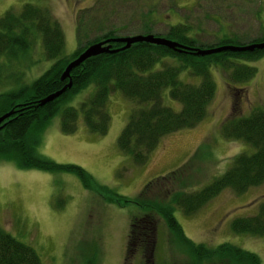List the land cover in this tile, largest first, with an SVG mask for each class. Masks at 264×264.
Returning a JSON list of instances; mask_svg holds the SVG:
<instances>
[{"label": "rangeland", "instance_id": "374dc122", "mask_svg": "<svg viewBox=\"0 0 264 264\" xmlns=\"http://www.w3.org/2000/svg\"><path fill=\"white\" fill-rule=\"evenodd\" d=\"M103 31H114L115 37L149 33L162 36L167 26H189L187 36L194 46L217 47L221 40L228 44H248L264 40V0H103ZM94 0H0V16L7 9L19 10L23 4L45 7L61 27L64 36L63 55L71 56L77 49L75 13L90 7ZM146 23V28H142ZM37 39L23 57L0 60V94L30 84L41 72L50 68ZM109 43V42H107ZM76 57V56H75ZM244 64L255 69L249 80L239 84L227 82L224 72L210 65L214 94L206 106L205 117L194 125L163 135L149 151L143 165L133 163L131 155L117 148L119 131L126 124L133 101L120 92L106 100L109 115L104 135L89 132L81 116L73 133L60 129L61 109L77 107L94 91L87 85L64 101L51 116L37 137L35 152L54 163L80 166L91 176L93 185L106 187L126 202L108 201L109 193L96 187H83L71 172L22 169L10 160H0V228L18 242L31 247L41 264H193L187 256L171 245L170 231L159 216L135 204L146 182L166 175L181 165L190 167L175 177L172 184L163 180L146 192L152 200H165L172 189L193 191L202 188L213 177L222 174L243 152L254 149L240 140L220 138L218 127L231 111L230 88H242L238 117L252 108L264 107V56ZM75 68V67H74ZM181 80L198 84L199 77L182 71ZM163 104L178 112L180 103L162 93ZM190 131V132H189ZM190 183V184H189ZM192 184V185H191ZM264 202V182L249 187L245 193L232 194L224 188L192 215H185L173 206L174 218L182 234L195 243L216 247L228 243L253 252L264 264V235L234 233L231 220L255 215ZM148 212L154 225L153 255L137 250L126 255V235L132 219ZM150 248V245L148 246ZM150 251V250H149ZM149 255L150 257H148Z\"/></svg>", "mask_w": 264, "mask_h": 264}, {"label": "trees", "instance_id": "16d2710c", "mask_svg": "<svg viewBox=\"0 0 264 264\" xmlns=\"http://www.w3.org/2000/svg\"><path fill=\"white\" fill-rule=\"evenodd\" d=\"M79 1V0H78ZM103 0H94L88 8H80L75 13V31L77 49L71 56L62 53L64 36L61 27L45 7L25 3L19 10L7 9L0 16V60L2 58L16 60L23 57L38 39L42 54L53 60L50 68L31 81L30 84L7 90L0 94V116L12 111L2 127H0V160H10L18 167L40 169L46 171L71 172L83 183V187H96L93 180L83 168L74 164H59L43 158L35 152L37 135L44 130L45 124L56 113L63 102L69 100L74 93L92 84L94 91L77 107L64 106L61 109L60 129L65 133H74L76 123L81 116L84 127L91 133L104 135L108 129L109 115L106 113V100L109 94L120 92L123 97L134 102L135 108L129 110L126 124L119 131L117 148L130 154L133 163L143 165L148 159L158 140L165 134L190 129L199 123L206 114V106L214 94V82L209 76L210 65L219 67L225 74L227 82L239 84L248 81L255 69L244 64L264 56V48L252 51H220L207 56L173 51L162 45L147 42H135L123 50L112 54L109 52L88 57L72 71H69L71 86L53 101L43 106L35 105L37 100L48 93L63 87L67 79L60 80L61 72L67 61L81 53V50L93 42L115 37L114 31H103ZM144 23L142 28H146ZM189 26L174 24L167 26L163 38H168L183 47H193L194 40L187 36ZM147 34V33H143ZM142 34V35H143ZM262 41V40H260ZM229 40H221L217 45H227ZM111 49L122 46L119 42H111ZM257 43V42H256ZM196 47V46H194ZM201 47V46H199ZM182 71L199 77L198 84L185 82L178 76ZM242 88H230L231 111L218 127L220 138L240 140L254 149L253 153L245 152L233 156L226 170L209 180L202 188L193 191L172 189L165 200H150L146 192L151 191L156 182L160 183L181 178V171L189 168V164L181 165L160 178L146 182L134 201L139 207L154 213L161 218L170 231L171 245L193 261V264H261L253 252L232 244H218L216 247H205L202 243L193 244L184 236L171 212L177 206L181 213L193 215L221 190L227 188L232 194L245 193L247 188L264 182V107L252 108L246 115L238 117V106ZM167 91L169 99L180 103L178 112L163 104L162 93ZM183 175V174H182ZM190 184V183H189ZM192 185V184H191ZM97 189L109 193L110 200L126 202L125 197L99 186ZM256 214L239 216L231 220V231L252 235H264V202L256 208ZM143 213L142 217L133 218L126 235V255L129 258L140 250L142 254L154 251L153 220ZM150 245V248L148 247ZM150 250V251H149ZM147 255L148 257H150ZM0 264H41L37 254L31 247L17 242L14 237L0 228Z\"/></svg>", "mask_w": 264, "mask_h": 264}, {"label": "water", "instance_id": "95a60500", "mask_svg": "<svg viewBox=\"0 0 264 264\" xmlns=\"http://www.w3.org/2000/svg\"><path fill=\"white\" fill-rule=\"evenodd\" d=\"M109 41H113V42H119L122 44V46H119L118 48H113L111 49V45L110 43H107ZM135 42H147V43H151L152 45H162V47H166L169 49H172L173 51H178V52H188L191 54H194V56L196 55H204L207 56L208 54H212L215 53L217 54V52L220 51H252L253 49H262L264 48V40L262 41H258L257 43L255 42H249L247 45L246 44H221V45H217V47L215 46H211V47H183L181 44L177 43V42H173V40H170L168 38H163L162 36H152L151 34L147 33V34H134L133 36H123V37H112V38H107L104 39L102 41H97V42H93L92 44L87 45L86 47H84L81 50V53L79 52L78 55L74 58H72L71 61H67L65 67L63 68L62 72L60 73V80L62 79H67V82L64 83L63 87L54 91L53 93H48L46 94V96L42 97V99L40 98L39 100H37V103L35 105L37 106H43V104L49 102V101H53L54 98L58 97L60 94H62L66 89H68L71 86V81L69 79V71L71 72L72 69L76 66H78L79 64H82V61L85 60L88 57H92L95 56L97 54H103L106 52L109 53H113V52H117L118 50H123L124 48H127L129 45H132ZM12 111H6L5 113H3L0 116V127H2L4 120L8 117L12 115Z\"/></svg>", "mask_w": 264, "mask_h": 264}, {"label": "crops", "instance_id": "0c3cea01", "mask_svg": "<svg viewBox=\"0 0 264 264\" xmlns=\"http://www.w3.org/2000/svg\"><path fill=\"white\" fill-rule=\"evenodd\" d=\"M192 128H194V126H193V127H191L190 131H192V130H193ZM183 130H184V129H183ZM190 131H189V132H190Z\"/></svg>", "mask_w": 264, "mask_h": 264}]
</instances>
